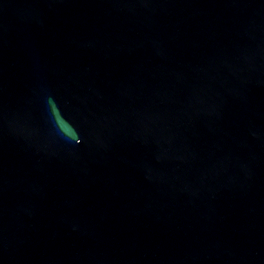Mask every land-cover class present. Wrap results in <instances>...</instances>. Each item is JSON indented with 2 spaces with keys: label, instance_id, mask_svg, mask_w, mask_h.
<instances>
[{
  "label": "water",
  "instance_id": "95a60500",
  "mask_svg": "<svg viewBox=\"0 0 264 264\" xmlns=\"http://www.w3.org/2000/svg\"><path fill=\"white\" fill-rule=\"evenodd\" d=\"M0 264H264V0H0Z\"/></svg>",
  "mask_w": 264,
  "mask_h": 264
}]
</instances>
